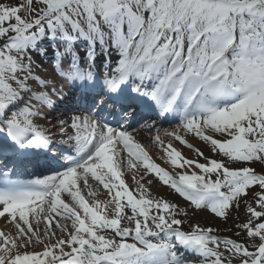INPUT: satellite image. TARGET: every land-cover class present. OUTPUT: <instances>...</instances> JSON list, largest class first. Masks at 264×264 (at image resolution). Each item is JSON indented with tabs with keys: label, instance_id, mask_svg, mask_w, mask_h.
Here are the masks:
<instances>
[{
	"label": "snow or ice",
	"instance_id": "1",
	"mask_svg": "<svg viewBox=\"0 0 264 264\" xmlns=\"http://www.w3.org/2000/svg\"><path fill=\"white\" fill-rule=\"evenodd\" d=\"M28 165L50 174L23 181ZM0 185V264H264V0L0 2ZM241 210L240 240L194 220Z\"/></svg>",
	"mask_w": 264,
	"mask_h": 264
},
{
	"label": "bare ground",
	"instance_id": "2",
	"mask_svg": "<svg viewBox=\"0 0 264 264\" xmlns=\"http://www.w3.org/2000/svg\"><path fill=\"white\" fill-rule=\"evenodd\" d=\"M79 47L80 48L81 47L84 48V46H79ZM83 48L81 49V51L83 50ZM51 60H52V57H51V53H50L49 57H48V63H46L44 65L46 68L49 69V71H51V69H52ZM57 118H58V116H52L53 120H55ZM171 118H172V116L170 115L168 120L171 119ZM176 126H175L174 129H169L168 131H165V132L174 131L176 129ZM149 133H150L149 131H148V133H137L138 141L141 142L146 147V150L148 151V153L150 154V156L153 158V160L156 163L160 164L162 167H165L166 169L171 171L170 165L164 162V158H163L164 154L160 150L159 146L153 145L154 143L151 142L150 135H148ZM161 136H162V139L164 140L165 144H167L170 141L169 137L164 136L163 134ZM186 138L191 143L195 144L197 147L202 148L206 152V154L211 155V153L208 151V149L206 148V146H205V144L203 142H201L198 139L194 138L190 134ZM171 142L174 144V146H176L178 149H180L182 151L183 155H185L187 158H193L194 153L190 149L180 145L179 142H177L175 140H171ZM201 162H203V161H201ZM144 174H146V173H145V170L143 169L142 166H140L139 168H135V169H127L126 168V169H124L122 171V178L125 180L126 183H128L132 188H134L135 184H134L133 176L135 175L136 178L138 179L140 175H144ZM148 178L153 180V184L150 187V191H151V193L153 195H158L160 197L170 199V197H168L169 195L167 194V190L164 187L165 185H162V183L159 182L158 178H155L154 176H149ZM90 183H92L94 187L96 186V182L91 181V178H90ZM82 191L86 195L87 190L86 189H82ZM95 198L99 199L101 201H104V200L109 199V196H108L107 191L103 190L102 186H100ZM86 199H88L89 202L91 203L93 198L86 195ZM0 227L3 230H5V231H14L12 225L7 223L6 222V218H4V217H0Z\"/></svg>",
	"mask_w": 264,
	"mask_h": 264
},
{
	"label": "rangeland",
	"instance_id": "3",
	"mask_svg": "<svg viewBox=\"0 0 264 264\" xmlns=\"http://www.w3.org/2000/svg\"><path fill=\"white\" fill-rule=\"evenodd\" d=\"M0 2L15 5L17 3V0H0ZM205 146L208 149L207 145ZM255 167L257 168L258 171H260V166L258 164L255 165ZM164 187L167 190V194L169 195L168 197H170V199L167 198L168 200L172 202H176L177 204L185 208H189V202L184 201L183 198L179 197L178 194H173L172 190H170L168 186H164ZM126 211L128 212V214H130L129 209H126ZM235 216L236 213L235 211H233L232 214L229 216L227 223H225L222 218H217L208 211H197L194 220L198 221L203 227H212L213 229H219V231L215 233L218 236L231 237L233 239L240 240L243 239L244 237L243 235L241 236L235 235V233L238 231V229L235 227V224L242 222L245 219L243 210H241L239 220H236Z\"/></svg>",
	"mask_w": 264,
	"mask_h": 264
}]
</instances>
